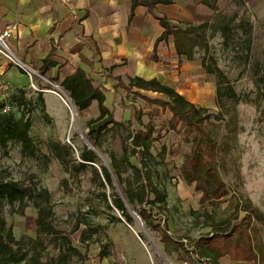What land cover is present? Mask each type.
Returning a JSON list of instances; mask_svg holds the SVG:
<instances>
[{"label": "rangeland", "instance_id": "obj_1", "mask_svg": "<svg viewBox=\"0 0 264 264\" xmlns=\"http://www.w3.org/2000/svg\"><path fill=\"white\" fill-rule=\"evenodd\" d=\"M209 1L214 10L202 5L200 0H186L188 9L176 20L193 25L211 24L206 30L207 51L198 45L201 30L190 31L186 35L190 40L188 44H195L192 60L175 54L173 39L163 45L165 54L160 60L175 89L197 107L210 110L212 117L205 122V128L215 146L214 161L223 186L217 188L211 181L209 193L203 196L198 185L199 174L198 181L192 184L184 179L183 166L190 155L195 134L185 130L181 124L177 130H170V111L151 102L167 101L164 96L142 94L147 98L144 100L125 91L126 100L121 99L125 106L133 104L143 115V122L154 129V136H160V140L153 144L152 152L157 157V175L153 181L168 193V212L161 219L166 222L173 238L186 245L213 235L215 230L212 227L219 222L232 219V223L239 224L246 214L242 212L239 220L234 219V207L238 201L250 200L264 215V0ZM233 17L235 20L228 31L218 29ZM204 59L209 65L214 60L213 65L224 73L234 89L235 99L223 97L217 103L218 79L206 73L202 66ZM32 68L41 76H33V83L40 91L34 90L27 73L16 67L9 77L12 83L23 85L25 90L27 106L20 105L15 116L19 118L23 110L31 117L30 136L36 155L23 154L22 146L16 142H11L6 149L0 148V179L26 186L37 184L48 189L55 214L54 223L63 234L42 236V244L30 245V240L40 237L36 209L30 205L24 215H20L12 213L7 206L3 214L7 227L12 228L17 240L24 242V249L37 245L39 252L40 262L31 259L32 253L23 264H201L195 256L189 259L183 249L166 245L160 232L147 228L141 221L142 226L138 215H133L130 210L133 223L129 224L122 212L113 206V189L101 186L93 168L81 172L77 168L71 171L64 169L50 151V144L60 142L71 147L78 161L84 146L91 148L86 140V125L99 116L98 105L94 104L84 112L77 110L79 126L76 116L73 120L70 108L58 96L63 99H67L64 95L69 96L60 85L64 78H51L49 73L43 75L40 63H34ZM226 88L224 85L222 92ZM39 93L47 100L45 110L37 100ZM117 101L112 106L114 118L127 124L129 119H126L125 112H121L122 109L118 111ZM134 127L140 128L136 122ZM127 141L128 131L124 129H112L100 140L99 151L108 164L111 154L117 158L122 156ZM163 146L166 154L161 155ZM105 160L101 158L102 164L107 166ZM131 161L137 164L134 157ZM99 165L94 164V167L100 171ZM130 173L129 170L123 176ZM114 190L120 193L117 182ZM94 229L98 233L83 241V236ZM249 233L259 264H264V221L254 220ZM63 236L69 237L70 241L63 240ZM234 236L239 238L241 234ZM104 245H107V256L101 257ZM71 247L79 250L85 259L75 255Z\"/></svg>", "mask_w": 264, "mask_h": 264}, {"label": "trees", "instance_id": "obj_2", "mask_svg": "<svg viewBox=\"0 0 264 264\" xmlns=\"http://www.w3.org/2000/svg\"><path fill=\"white\" fill-rule=\"evenodd\" d=\"M130 1L132 3L130 20L134 18L136 8L144 6L159 20L161 27L164 29L161 37L155 42L152 55L153 61L158 62L159 60L157 50L160 43H166L170 39H173L176 54L179 58L185 57L187 60H192L195 44H188L190 40H188L186 35L190 31L198 32L201 30L198 45H201L207 51L208 39L206 37V30L212 26L211 24L202 23L193 25L175 22L166 16L155 15V9L158 5H170L172 4L171 0ZM200 1L210 9H215L209 0ZM234 20L235 18L233 17L218 29L223 32L228 31ZM181 26L184 28H181ZM211 62L212 64L209 65L207 60L204 59L202 66L206 73L215 75L218 79L217 103L223 97L235 99L236 93L229 85L228 79L218 67L213 65L214 60H211ZM56 66L57 64L49 56L43 61L42 70L51 69ZM113 69L114 67L111 68V71ZM115 80L118 83L117 87L144 100H147V98L142 96L138 91H150L163 95L167 101L155 100L151 102L170 111L172 114L169 121L170 130H177L179 124H181L185 130L194 132L195 134L190 155L185 160L183 166L182 174L184 179L189 184H192L198 181L197 176L199 174L198 185L203 196L209 193V183L211 181L214 182L217 188L223 186L214 161L215 146L205 128V122L209 121L212 117L210 110L197 107L176 89L162 84L156 78L151 80L139 77L128 78L127 84L120 77L115 78ZM60 85L68 93L79 112L88 110L94 102L97 103L99 110V116L91 119L86 125L88 129L86 137L95 149L84 146L78 161L74 158V151L71 147L63 145L60 142L50 144V151L60 161L65 170L71 171L73 168H77L81 172L89 167L93 168L101 186L105 188L107 185L113 189V206L122 212L129 224L133 223V217L129 213L131 209L144 222L147 228L161 233L162 240L166 245H174L178 249H183L189 256V259H192L191 256H195L201 264H221L220 260L228 257L233 262L259 264V256L253 246L249 227L254 220L263 222L264 215H262L260 210L255 208L250 200L244 203L238 201L235 204L233 215L235 220H239L240 213L246 214L239 224L232 223V219L219 222L217 226L212 227L215 230L213 235L201 238L192 245L183 244L181 240L173 238L169 233L166 222L161 219L168 212V193L153 181L154 176L157 175V157L153 154L152 150L153 144L160 140V136H154V129L143 122V115L133 107V104L130 106L120 104L118 106L119 109L131 112V119L126 122L127 124L115 120L114 112L105 105V90L101 87H95L84 70L77 69L72 75L65 77ZM224 85L227 88L225 92H222L221 88ZM25 95L24 89H18L17 93L13 96V102H16L19 107L23 105L26 108ZM37 100L43 105V109L45 110L46 104L42 93L38 94ZM134 122L140 127L139 129H135ZM31 128L32 119L23 110H21L19 118L15 114H0V148L6 149L11 142L20 143L23 154L34 157L36 155V148L30 136ZM112 129L127 130L128 144L123 148L120 158L111 154L109 166H105L102 164L101 157L98 154V152L101 153L99 151L100 140ZM162 154H166L165 146H163L161 151ZM132 157L136 159V165L131 161ZM94 164H101L99 165L100 171L94 167ZM129 170L131 173L127 177H124L123 173H129ZM115 182L119 185V194L114 190ZM104 195L107 200V195ZM30 205L37 211L36 225L40 237L37 240H30L28 244H42V236H59L63 234L54 223L55 214L51 194L48 189L37 184L26 186L17 181L0 179V264H23L32 253L31 259L35 262H40L37 245L24 249L22 247L24 242L16 239L12 228L7 227V222L3 216L4 209L7 206L12 213L24 215L25 210ZM96 233H98L97 229L91 230L90 234H85L82 240L91 239L92 235ZM236 233H240L241 236L237 238L234 236ZM63 237V240L70 241L69 237ZM70 249L79 258L85 259L79 250L74 247ZM100 256H107V245L103 246Z\"/></svg>", "mask_w": 264, "mask_h": 264}, {"label": "crops", "instance_id": "obj_3", "mask_svg": "<svg viewBox=\"0 0 264 264\" xmlns=\"http://www.w3.org/2000/svg\"><path fill=\"white\" fill-rule=\"evenodd\" d=\"M171 1L170 5H158L155 15L178 22L176 20L188 9L187 2ZM131 8L130 0H0V31L9 25L18 26L11 38L13 51L28 66L40 63L43 75L49 73L51 78L58 79L72 75L77 69L84 70L95 87L105 90V105L112 109L115 100H118L115 105L119 106L126 97L125 90L117 87L115 78L118 77L126 84L128 78H156L175 89L161 62L165 54L163 45L170 40L160 43L159 60L153 61L155 42L164 29L144 6L137 7L130 20ZM49 56L57 66L42 70L43 61ZM12 69L14 66L0 58V74L9 81ZM12 84L16 89H23V85ZM138 92L146 96L161 95ZM56 103L59 104L58 100ZM94 104L97 103L92 106ZM121 112H125L127 120L131 119L130 111ZM226 258L220 263L233 264Z\"/></svg>", "mask_w": 264, "mask_h": 264}, {"label": "built area", "instance_id": "obj_4", "mask_svg": "<svg viewBox=\"0 0 264 264\" xmlns=\"http://www.w3.org/2000/svg\"><path fill=\"white\" fill-rule=\"evenodd\" d=\"M18 31L16 24L7 26L0 31V58L5 60L8 64L18 68L21 72L27 73L31 80V87L34 90L40 91L33 83L34 74H38L31 66L25 64L13 51L11 47V38ZM38 76H40L38 74ZM41 77V76H40ZM17 90L11 81H9L3 74H0V114L8 115L19 112V106L13 102V96Z\"/></svg>", "mask_w": 264, "mask_h": 264}, {"label": "water", "instance_id": "obj_5", "mask_svg": "<svg viewBox=\"0 0 264 264\" xmlns=\"http://www.w3.org/2000/svg\"><path fill=\"white\" fill-rule=\"evenodd\" d=\"M59 89H61V88H59ZM61 90H62V89H61ZM68 97H69V96H68ZM69 99L71 100L70 97H69ZM71 101H72V100H71ZM72 104H73L74 108L77 110V108L75 107V105H74L73 102H72ZM76 121H77L78 125L80 126V122H79V118H78V116L76 117ZM83 137L85 138L84 135H83ZM86 140H87V144H88L91 148H94L93 145L88 141L87 137H86ZM94 149H95V148H94ZM96 151H97V150H96ZM97 152H98V151H97ZM98 154H99V156H100L103 160H105V158L103 157V155H102L101 153L98 152ZM105 162H106L107 166H109V164L107 163L106 160H105ZM119 190H120V189H119ZM130 211H131V213H132L133 215L137 216V214H136L133 210L130 209ZM138 220H139L140 224L143 226V223L141 222V219H140L139 217H138Z\"/></svg>", "mask_w": 264, "mask_h": 264}, {"label": "bare ground", "instance_id": "obj_6", "mask_svg": "<svg viewBox=\"0 0 264 264\" xmlns=\"http://www.w3.org/2000/svg\"><path fill=\"white\" fill-rule=\"evenodd\" d=\"M60 91H62L60 89ZM63 95L65 94L63 91H62ZM62 100L63 102L67 105L68 108H70L72 114H73V120L75 118V116L77 117V110L74 108L73 104H72V101L69 99V97L67 95H64L67 99H63V97H61L60 95H58Z\"/></svg>", "mask_w": 264, "mask_h": 264}]
</instances>
